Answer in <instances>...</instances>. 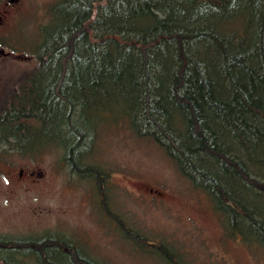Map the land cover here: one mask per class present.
Segmentation results:
<instances>
[{
  "label": "trees",
  "instance_id": "1",
  "mask_svg": "<svg viewBox=\"0 0 264 264\" xmlns=\"http://www.w3.org/2000/svg\"><path fill=\"white\" fill-rule=\"evenodd\" d=\"M262 2L57 0L39 29L36 67L2 100L0 149L58 148L71 171L103 187L108 177L88 161L104 120L120 119L206 194L225 237L264 256ZM111 213L127 241L180 264L169 241ZM58 237L0 235V264H61L65 255L95 264Z\"/></svg>",
  "mask_w": 264,
  "mask_h": 264
},
{
  "label": "rangeland",
  "instance_id": "2",
  "mask_svg": "<svg viewBox=\"0 0 264 264\" xmlns=\"http://www.w3.org/2000/svg\"><path fill=\"white\" fill-rule=\"evenodd\" d=\"M56 1L0 0V108L36 67L39 29L49 22ZM259 11L263 16L264 6ZM96 145L88 162L108 177L103 187L71 171L58 148L27 155L0 149V235L53 233L72 241L95 264H170L127 241L112 211L150 237L173 244L180 264H264L262 254L225 237L206 194L155 142L136 137L119 119L104 120ZM66 256L57 259L71 264ZM18 257L37 264L33 257Z\"/></svg>",
  "mask_w": 264,
  "mask_h": 264
},
{
  "label": "water",
  "instance_id": "3",
  "mask_svg": "<svg viewBox=\"0 0 264 264\" xmlns=\"http://www.w3.org/2000/svg\"><path fill=\"white\" fill-rule=\"evenodd\" d=\"M18 0H9V2H11V3H15V2H17ZM34 174V173H33ZM42 172L40 171L39 173H37V175L40 177V176H42Z\"/></svg>",
  "mask_w": 264,
  "mask_h": 264
}]
</instances>
